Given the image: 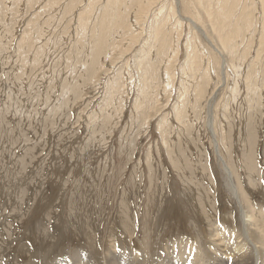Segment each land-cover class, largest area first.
Masks as SVG:
<instances>
[{"label": "rangeland", "instance_id": "obj_1", "mask_svg": "<svg viewBox=\"0 0 264 264\" xmlns=\"http://www.w3.org/2000/svg\"><path fill=\"white\" fill-rule=\"evenodd\" d=\"M46 1L0 3V36L5 37L0 49V264H159L157 257L166 255L165 244L173 259L179 252L191 255L182 244L186 239L197 240L204 256L199 264L215 263L221 256L214 245L219 236L210 238L213 218L217 226L227 228L228 241L243 239L242 210L247 207L241 190L245 191L250 171L245 168L248 146L257 189L247 188V199L264 214V95L253 112L245 109L243 114L241 99L227 105L232 83L220 85L217 65L212 63L201 105L195 114L189 109L183 123L177 121L173 106L185 93L187 72L181 73V64L190 33L189 22L184 21L180 39L174 34L179 40L171 67L174 79L165 91L163 61L159 94L156 101L150 94V108L139 106V82L119 59L112 62L114 54L79 95L56 112L54 108L63 103L60 77L64 74L68 81L77 74L75 59L67 60L76 53L77 10L47 29L44 39L59 44L45 50L42 61L34 62L33 50L18 49L31 20L39 17L42 25L49 14L61 13L62 6L44 8ZM178 9L185 14V7ZM130 22L134 24V18ZM203 40L198 46L203 61L197 81L208 56ZM128 43L131 39L123 47L118 43V52ZM138 52L134 49L131 59ZM120 64L122 86L116 77ZM259 76L264 94V73ZM213 86L219 88L211 99ZM6 90L15 98L11 113L4 111ZM108 103L112 114H107ZM220 157L231 169L236 193L226 186Z\"/></svg>", "mask_w": 264, "mask_h": 264}, {"label": "bare ground", "instance_id": "obj_2", "mask_svg": "<svg viewBox=\"0 0 264 264\" xmlns=\"http://www.w3.org/2000/svg\"><path fill=\"white\" fill-rule=\"evenodd\" d=\"M14 1L0 0V3L5 6V4ZM56 5L57 7L62 6L60 14L59 10L56 13L49 14L46 20L42 22V25L39 24V17L31 20L30 22L33 21L30 25L31 29H29V32L25 29L24 36L18 42V49L25 51L33 50L32 59L34 62L38 63L42 61L45 50L48 51L50 47H54L55 49V45L59 44L50 38L44 39L46 31H48L47 29H50L56 19L58 21L67 16L71 18L77 10L76 17L79 22L76 25V53L72 57L67 56L69 62L72 58L75 59L74 63H72L77 76L74 74L75 78V76L73 77V75L69 74L68 81L64 74L60 77V98H63V100L61 98V102L63 103L54 108L56 112L57 110L60 111V107L70 103L72 98H76L79 95V90L84 85L89 84L90 79L94 77L99 68L102 65L104 66L106 61L112 59L114 54L117 57L112 62L114 63L115 60L119 59L118 62H122V65H126V68H128V74L132 72L135 80L139 82L137 85V96H140V101H138L139 106L143 107V109L150 108L152 101L150 94L153 93L155 97L160 90L158 76L159 68L163 61L166 64L165 74L167 75V82L164 87L165 91L171 80L174 79L171 73L172 61L177 57L179 52L177 45L179 40L174 38V34L176 33V38L180 39L179 37L183 29L181 27L184 21L189 22L188 25L190 27H187L188 30L190 29V33L186 37L187 46H185L186 52L183 64H181V73L185 74L187 72V77L186 75L185 78L183 77L185 85L182 90L185 93L173 106L177 121L183 123L189 109L193 112L192 114H195L196 108L205 95L209 81H211L210 76L212 75H210V71L213 70L212 63H216L217 65L215 71L218 73L217 77L220 85L226 86L232 83L230 87V99L227 105L241 99L240 104L244 107L243 114L245 113V109L246 111L253 112L259 107L260 100L264 95L261 91L263 81L259 76H262L264 73V0H47L43 7L51 10ZM180 5L183 6V9L185 7V10H183L185 12L184 15L178 9ZM59 16L60 18H57ZM131 18H134V24L130 22ZM0 24H2L1 20ZM135 24H137L139 30H136ZM147 24L148 26H146ZM257 31L259 32L258 38H256L257 47L254 45V49L256 47L255 53L253 52L254 54L251 56L253 39ZM32 34L36 36L32 37ZM201 37L207 44L203 48L208 53V56L205 58L206 67L201 75H198L200 77L197 81L196 74L202 68L203 61V55H199L198 53V46L203 44ZM4 39L5 37L0 36V49L4 45ZM128 39H131V43H128L127 47L118 52V48L123 47V44ZM41 40L43 42L41 45H38L37 43ZM118 43L121 44L119 47L117 46ZM137 48L139 52L134 56V59H131L132 56L130 54ZM25 58L26 56L23 57V59ZM101 58L102 61H100ZM122 65L118 66L120 68L116 76L117 83L121 86L123 79ZM117 83H115L116 87L118 86ZM218 88V86L214 87L209 98L215 95ZM120 90L121 88L115 89L117 91L116 94ZM5 92L7 94V104L4 111L11 113L15 111V98L12 95L13 93L11 94L7 90ZM191 95L192 99L190 98ZM154 101H156V97ZM111 105L112 103L106 104L107 114H112L110 113L111 109H113ZM211 116V112H209L207 121L208 125H211L210 129L214 138L215 132H213V119ZM161 125L163 126V123ZM214 141L217 148V142L215 139ZM244 153L247 154H245V168L250 171L245 191L241 190L243 192V201L247 207L246 211L242 210L245 213L243 217H246V223L244 222L245 226L241 231V235L239 234L243 236V239L236 241L234 237L235 239L232 238L228 241L230 235L226 233L227 228L220 224L217 226V221L215 222L213 218L209 229L210 238L219 236L214 245L217 247L218 255L221 257H215L216 262L212 261V264L264 263V218L262 219L264 214L257 210L258 205H255L254 202L248 203L247 199V188L250 191L257 189V185L253 182L255 168L251 161L253 153L250 146H248V150ZM220 162L227 173L226 186L230 192L236 193L238 188L233 174L231 175V169L223 157H220ZM248 166L249 168H247ZM123 207L126 206L123 205ZM127 214L128 212L125 215L124 225H126L125 228L128 232L129 224L131 223ZM240 217L242 216L240 215ZM181 238L184 237L182 236ZM196 241L194 243H189V239L182 241V244L187 246L190 254L191 252L192 254L183 256L179 252L176 259L168 255V246L165 244L163 248L166 252H164L166 254L164 255L165 258L158 256L157 262L159 264H199L204 256H201ZM121 260L120 257L119 262Z\"/></svg>", "mask_w": 264, "mask_h": 264}]
</instances>
